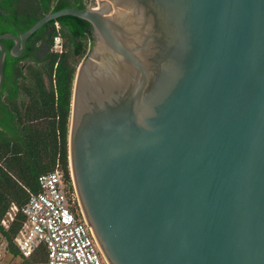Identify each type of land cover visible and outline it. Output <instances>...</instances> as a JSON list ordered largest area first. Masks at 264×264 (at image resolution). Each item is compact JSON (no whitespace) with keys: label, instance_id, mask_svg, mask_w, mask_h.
Returning a JSON list of instances; mask_svg holds the SVG:
<instances>
[{"label":"water","instance_id":"water-1","mask_svg":"<svg viewBox=\"0 0 264 264\" xmlns=\"http://www.w3.org/2000/svg\"><path fill=\"white\" fill-rule=\"evenodd\" d=\"M70 174L109 264H264V0H91ZM14 25V24H13Z\"/></svg>","mask_w":264,"mask_h":264},{"label":"trees","instance_id":"trees-1","mask_svg":"<svg viewBox=\"0 0 264 264\" xmlns=\"http://www.w3.org/2000/svg\"><path fill=\"white\" fill-rule=\"evenodd\" d=\"M16 0H0V33L24 31L43 15L65 7L84 9L88 0H40V15L24 23L16 15ZM60 26L53 31L46 46H28L19 56H12L11 39L5 45L4 81L0 86V240L5 252L20 264H45L46 248L37 247L25 258L14 244V237L25 220L22 208L31 192L39 189L38 177L59 167L70 183L68 130L73 82L77 66L90 49L87 21L72 15L51 20ZM41 29L33 36L39 37ZM59 35L63 49H52ZM33 44V45H32ZM17 211L5 228L1 224L10 206ZM9 264V263H7Z\"/></svg>","mask_w":264,"mask_h":264},{"label":"built area","instance_id":"built-area-1","mask_svg":"<svg viewBox=\"0 0 264 264\" xmlns=\"http://www.w3.org/2000/svg\"><path fill=\"white\" fill-rule=\"evenodd\" d=\"M52 49H63L59 35L54 37ZM38 185V191L30 193L22 208L25 220L14 237L20 253L27 258L43 245L45 264H109L82 214L72 178L67 182L62 169L56 167L39 175ZM16 211L12 204L1 219L5 228ZM0 264H7L1 251Z\"/></svg>","mask_w":264,"mask_h":264},{"label":"flooded vegetation","instance_id":"flooded-vegetation-1","mask_svg":"<svg viewBox=\"0 0 264 264\" xmlns=\"http://www.w3.org/2000/svg\"><path fill=\"white\" fill-rule=\"evenodd\" d=\"M40 0H16L15 1V10H16V15L22 20L24 23L28 18L33 17V16H38L40 15ZM3 12V10H0ZM46 15V14H45ZM44 16V15H43ZM14 29H16V32H12L14 34H17L18 28L21 30V25L20 24H14L13 25ZM41 34L39 37L33 36L32 38H27L26 41V47L28 46V42H32L33 47H37L39 45H42L43 47L46 46L49 42V38L51 33L54 31H59L60 26L57 22L52 23L51 21H48L45 23L41 28ZM62 40V38H61ZM62 40V44H63ZM25 47V49H26ZM24 49V50H25Z\"/></svg>","mask_w":264,"mask_h":264},{"label":"rangeland","instance_id":"rangeland-1","mask_svg":"<svg viewBox=\"0 0 264 264\" xmlns=\"http://www.w3.org/2000/svg\"><path fill=\"white\" fill-rule=\"evenodd\" d=\"M90 2H91V0H88V4H89ZM81 59H82V58H81ZM81 59H80V60H81ZM79 62H80V61H79ZM4 248H5V242H4V240L2 239V240H0V251H1L2 259H3L5 262L9 263V264H20V263L18 262L17 259H15V258H11L10 255H9L7 252H5Z\"/></svg>","mask_w":264,"mask_h":264}]
</instances>
